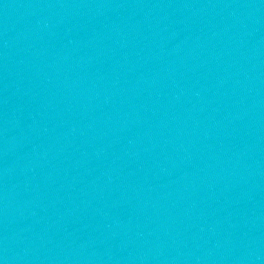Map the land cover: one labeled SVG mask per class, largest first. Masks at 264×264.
I'll list each match as a JSON object with an SVG mask.
<instances>
[{
	"label": "water",
	"instance_id": "obj_1",
	"mask_svg": "<svg viewBox=\"0 0 264 264\" xmlns=\"http://www.w3.org/2000/svg\"><path fill=\"white\" fill-rule=\"evenodd\" d=\"M0 264H264V0H0Z\"/></svg>",
	"mask_w": 264,
	"mask_h": 264
}]
</instances>
